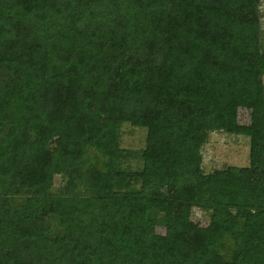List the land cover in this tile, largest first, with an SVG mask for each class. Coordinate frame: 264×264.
Returning <instances> with one entry per match:
<instances>
[{
	"label": "trees",
	"instance_id": "trees-1",
	"mask_svg": "<svg viewBox=\"0 0 264 264\" xmlns=\"http://www.w3.org/2000/svg\"><path fill=\"white\" fill-rule=\"evenodd\" d=\"M260 2L0 0V264H264ZM216 130L247 166L202 171Z\"/></svg>",
	"mask_w": 264,
	"mask_h": 264
},
{
	"label": "rangeland",
	"instance_id": "rangeland-1",
	"mask_svg": "<svg viewBox=\"0 0 264 264\" xmlns=\"http://www.w3.org/2000/svg\"><path fill=\"white\" fill-rule=\"evenodd\" d=\"M260 35L261 49L264 51V0H260ZM264 88V73H263ZM249 110L243 107L238 108L237 121L247 124L249 122ZM146 129L123 123L119 147L123 150L120 153V160L124 167L139 169L141 167V150L145 145ZM201 169L204 173H210L216 169L226 166H247L249 164V137L244 134H231L222 130L209 133L205 144L201 147ZM67 176L63 173L55 174L53 177L52 192H58L66 185ZM83 186H78L80 195L85 194ZM17 202V199H14ZM209 213L193 207L189 220L198 226L205 227L208 223ZM158 225V224H157ZM155 226L156 232H163L162 226Z\"/></svg>",
	"mask_w": 264,
	"mask_h": 264
}]
</instances>
